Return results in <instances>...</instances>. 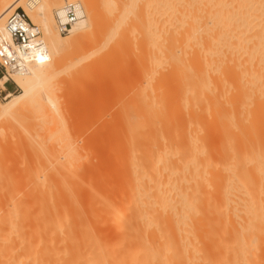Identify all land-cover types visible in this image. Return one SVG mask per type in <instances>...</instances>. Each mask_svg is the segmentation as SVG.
Here are the masks:
<instances>
[{"label":"bare ground","instance_id":"6f19581e","mask_svg":"<svg viewBox=\"0 0 264 264\" xmlns=\"http://www.w3.org/2000/svg\"><path fill=\"white\" fill-rule=\"evenodd\" d=\"M70 1L84 17L64 36L62 0H0V38L11 41L5 21L18 7L42 27L49 55L106 26L103 59L129 55L136 66L129 126L108 143L118 179L91 185L85 217L70 212L75 192H4L0 180V264H264V0H101L105 17L95 0ZM48 69L14 74L21 91L0 99V117L40 110L36 141L25 130L36 173L58 152L71 165L84 157L53 120L59 98L45 88L60 69Z\"/></svg>","mask_w":264,"mask_h":264},{"label":"rangeland","instance_id":"374dc122","mask_svg":"<svg viewBox=\"0 0 264 264\" xmlns=\"http://www.w3.org/2000/svg\"><path fill=\"white\" fill-rule=\"evenodd\" d=\"M62 1L65 4L67 1H70V0H62ZM84 1L83 0L81 1L83 6L86 3V1L85 2ZM95 1H93L94 6L96 3L95 9H97L98 7L97 10L100 9L102 11V6L100 4L101 0L100 1L95 0ZM18 8H22V7H18ZM55 10L56 9H54V13H55ZM100 10L98 11L100 12L99 13L101 15L100 17H102V15L103 17H105V15ZM85 13L87 14V10ZM100 17L99 19H101ZM102 19L105 20L106 22V19L104 18ZM100 22L102 21L100 20ZM99 25L100 24L96 26L97 28L95 27V29H97L96 31L95 29L93 31L91 29L93 33L87 32V34L88 33L89 34L88 35L86 34V36H84L79 42L74 41V43H71L72 45L69 44L65 48L64 52L60 51L58 52V54L57 52H55L54 54L49 55L48 61L42 62L44 65L47 66V69L49 68L48 73L49 71L51 74L52 72L57 73V70L60 69L58 70L59 73H57L56 75L54 73H53L54 76H52L53 74L52 75L50 74L52 76L51 77L52 84L49 83L50 87L48 88V90L47 88H45L46 92L52 91L53 94L50 92L52 95H54V93L56 94L53 97L56 96L54 98L56 102H57V99L59 98L58 104L60 105H58L57 103L56 104L58 105V108H61L60 109L61 112L59 113H57L56 110L52 111L53 114L56 113L55 116L52 115L54 116V119L52 118V116L50 117L53 120H55V118L57 117L55 122L62 121V124H59L60 122H58V125H61V127L64 129V132H61L60 136H63L65 134V131L67 130L70 131V132L67 131V135L73 137L72 140L73 139L75 140L74 142H76L75 144H77L78 150L80 151V154H81L80 157L82 158L84 156L82 158L83 160L80 159L78 160L76 164L71 165V164L66 163V161L64 160L65 158H63L64 156L61 154L62 152L60 153L58 152L56 156L55 154L52 155V157H50L51 159L49 157H46L47 160L45 159L46 164L44 165V168H43L44 170L42 171L40 170L41 173L40 171L36 173L34 169L35 167L33 165L27 164L29 161L32 164L31 162L33 159L32 152L34 150L32 148H30L31 149L30 150L29 147L28 148L26 147L27 142L29 143V141L26 139L32 138V140L35 139L33 141H36V139L38 138V137L35 138V136L36 134H38L39 129H40L39 128L40 124H38L40 122V119L39 117L38 118L36 117L40 114L39 112L40 110L38 111L39 112L38 114L37 112L38 108L35 105L34 107H36L37 110H35V108H32L31 105L27 106L23 109H20L21 111L17 112L16 114L12 116L0 117V147H1L0 148V175H1L0 180L3 182V185H5L4 186L5 190L0 189L1 191L5 192L7 190L8 192H11V191L14 192L15 190L18 192L21 191L20 193H24V192L31 193L32 192V194H36L39 191L40 192L41 191H46V192L51 191V193L59 192L63 196L68 193L71 194V192L73 194L76 193L78 195L77 199L78 198L80 199L79 201L80 203L78 202L76 198L75 199L80 204V206H79V209L76 206L75 207L72 206L70 210L71 214L75 216L76 215L82 216V214L84 216L86 214V216H89V210H88V208L90 209L89 202L90 200H92L90 196L91 195L90 189L92 188L91 185L93 184L94 186L98 185V188L100 190H103L105 189V187L102 183L101 184L97 183L98 178H101V177L104 178L106 175H110L112 178L118 179V173L116 171L117 169H116V164H115L116 161L114 159L115 150H116L115 148L117 147L110 146L108 143L110 142L111 137L113 135L121 134V132L124 129L128 128L129 126L127 124V118L132 113L130 111L131 109L128 108L130 105L129 100L132 99L131 97H133V94H134L132 92H134L135 89H133L134 87L131 85V83H128L126 81H127V76L133 73L134 70H136V66L133 60L129 58V55H126V54H125L126 55L125 62L124 60L122 61V59L124 58V55H122L123 57L120 58L118 62H114L116 64H114L111 61L114 64L113 65L114 69L112 65L109 66L111 62H107V61H110V60H106L105 58L103 59V57L105 56L104 55L105 49L106 51H108L107 48H109V46L106 48L105 46H103L102 48V40L100 41V39L104 37L103 33H101V30H102L101 28L103 27L102 26L100 27ZM104 28L105 29H103L102 31L104 30L106 31V26H104ZM98 29L100 30L101 36H99L100 34H99ZM90 34H94V35L91 36ZM63 35L67 36L68 33L63 34ZM86 37H89V39H87ZM95 40H98V41H95ZM98 43L101 45V47L97 46L99 45ZM94 44L96 47H94ZM99 47L101 48V50H99L98 52L97 48ZM63 54H65L66 57L68 56L67 57L68 59H66V61L62 60L61 55L63 56ZM60 57H61V60H59ZM67 62L70 63L71 65L67 64ZM53 77H55V79ZM118 79H120L119 80L120 82L117 81ZM52 80L54 81V84ZM116 81L119 82V84L116 83ZM51 87L54 89H52ZM6 88L7 89L0 94V99L2 100L8 99L12 93H18L19 91H21L19 86L13 81L7 83ZM40 92L43 95L45 92L44 88L40 89ZM45 104L47 107L48 106L47 104L49 103L46 102ZM48 108H50V106H48ZM34 111L36 113H34ZM126 111L128 113H126ZM61 113L62 115L58 116V114L60 115ZM33 115L34 116L36 115V116L34 117ZM60 117L61 118L63 117V120H65V122H63V120ZM25 126L28 128L26 129ZM25 130H27L26 131L27 135L31 137L27 138ZM37 130L38 132H36ZM32 132L33 134H35L34 136L33 134L32 135L28 134ZM23 149H24V153H23ZM53 156L55 157L53 158ZM23 157L25 158L22 159ZM19 164L21 165V167ZM28 166H30V169L28 168ZM72 170L75 172L73 173ZM88 172L90 173L88 174ZM33 176H37V178ZM79 176H81V178L83 177L82 179L80 178L83 181L82 184L80 185L77 184V178H79ZM39 178L43 180L45 179L46 182H48V184L45 182V180L43 181V180H40ZM9 179L10 181H8ZM86 181L88 182L86 183ZM44 182H45V185L47 186L43 185ZM88 183L89 184L92 183V184L88 185ZM84 184H85V187H84ZM9 186H12V187H9ZM76 194H75V197L77 196ZM81 198H82V201H81ZM100 221H101V218L99 216L98 217L96 216L94 218L93 223L95 227L97 228L101 227Z\"/></svg>","mask_w":264,"mask_h":264},{"label":"built area","instance_id":"2783aa9c","mask_svg":"<svg viewBox=\"0 0 264 264\" xmlns=\"http://www.w3.org/2000/svg\"><path fill=\"white\" fill-rule=\"evenodd\" d=\"M55 15L58 31L67 34L73 24L84 17V11L79 2L67 1ZM5 26L11 41L0 38V94L7 89L6 84L13 81L14 74L25 73L31 65L49 60L43 30L30 20L23 8L11 12Z\"/></svg>","mask_w":264,"mask_h":264}]
</instances>
